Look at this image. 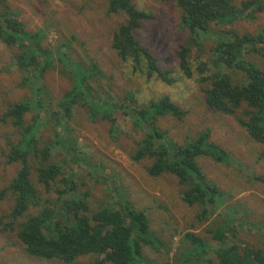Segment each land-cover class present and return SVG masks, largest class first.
<instances>
[{"label":"rangeland","instance_id":"1","mask_svg":"<svg viewBox=\"0 0 264 264\" xmlns=\"http://www.w3.org/2000/svg\"><path fill=\"white\" fill-rule=\"evenodd\" d=\"M6 1L19 13L17 18L26 31L45 34L41 45L52 51L54 58L43 75L32 83L33 74L16 64L22 51L0 37V193L9 186L21 167L19 162L8 161L13 145L21 139V129L15 127L11 120L4 121L2 115L16 102L39 101L42 105L33 107L25 115V124L38 117L39 146L51 145L52 156L48 163H61L66 173L73 175L78 189L89 194L93 209L101 208L110 195L116 200L117 186L122 187L121 196L130 204L138 209H149L151 238L157 247L144 245L143 254L147 258L163 264H209V259L213 264H222L215 253L217 241L211 240L212 234L208 231L210 225L215 228L217 223H228L238 244L263 245L264 143L253 140L237 121V117L243 116L244 108L236 115H228L216 112L206 104L204 88L208 84L201 81L200 71L203 64L205 70L209 68L210 48L215 43L204 40L201 47L192 45L190 62L194 75L186 77L181 71L178 51L188 43V32L180 26L181 10L176 2L134 0L137 8L153 15V19L143 21L137 36L158 58L161 68L171 71L170 77L174 82L167 83L157 76L147 77L145 70L133 68L131 60L123 61L118 57L112 47V36L125 22L126 16L109 13V0ZM263 27L264 9L257 13L256 19L242 20L234 26L241 33H256ZM58 49L67 61L59 59ZM249 58L264 69V57L251 53ZM68 61H79L88 69H92V64L97 65L102 75L91 77L89 83L106 101L123 102L126 93H131L138 103L169 96L188 111L183 121L171 117L161 121V126L180 144L200 131H210L211 141L230 153L232 161H235L232 165H225L207 157L199 159L209 178L229 192L227 207L218 208L210 219L200 220L197 217L200 208L182 200V187L174 176L153 177L147 171L149 161L135 162L131 159L130 153L136 150L137 140L142 134L133 130L129 117H123L116 111L121 124L116 133L110 120L103 119L101 115L93 117L91 105L81 97L72 103L70 114L65 116L66 126L57 128L60 133L69 134L76 140L77 150L69 153L67 148L59 146L53 127L58 122L54 113L60 110V102L75 86ZM207 74L205 72L204 76ZM130 102L134 101H129V105ZM40 162L41 156L31 159L35 182L42 193L43 205L38 209L56 201V189L63 188L60 181L49 188L38 183ZM14 204L12 192H5L0 197V264H64L32 258L18 244L17 232L4 229L10 220L4 216L11 212ZM188 232L205 240L208 248L197 252V244L185 237ZM190 252L195 253L193 257L187 255ZM90 258L84 256L78 261L85 263Z\"/></svg>","mask_w":264,"mask_h":264},{"label":"trees","instance_id":"2","mask_svg":"<svg viewBox=\"0 0 264 264\" xmlns=\"http://www.w3.org/2000/svg\"><path fill=\"white\" fill-rule=\"evenodd\" d=\"M162 1L176 2L181 10L180 26L188 32V43L178 51L181 71L186 77L194 75L190 62L192 45L201 47L204 40L215 43L210 48L209 68L205 70L203 64L200 71L201 81L208 84L204 88L206 104L208 108L228 115H236L244 108L243 116L237 117V121L253 140L264 143V69L249 58L251 53L264 57V27L256 33H241L234 28L239 21L256 19L257 13L264 9V0ZM108 12L126 16L125 22L112 36V47L118 57L123 61L131 60L133 68L145 70L149 78L157 76L173 83L171 71L161 68L158 58L137 36L143 21L153 19V15L137 8L134 0H109ZM18 14L6 0H0V37L22 51L16 64L33 74L34 83L53 63L54 54L41 45L45 34L26 31L17 18ZM60 49L57 50L59 59L65 61L67 58L60 54ZM68 64L75 86L60 102V110L54 113L58 122L53 127L59 146L67 148L69 153L77 150L76 140L69 134L60 133L57 128L66 126L65 116L70 114L72 103L81 97L91 105L93 117L101 115L110 120L116 133L121 127L116 111L129 117L133 130L142 134L136 150L130 153L131 159L149 161L147 171L153 177L174 176L182 187V200L200 208L197 215L200 220L210 219L218 208L227 207L229 192L209 178L199 159L207 157L217 163L232 165L235 161H232L231 154L211 141L208 130L200 131L180 144L161 126L166 117L183 121L188 111L167 95L147 103H138L131 93H126L123 102L106 101L89 83L91 77L102 75L96 64H92V69L79 61H68ZM205 72L208 74L204 76ZM129 101L134 102L129 105ZM41 105V102L32 100L16 102L2 115L4 121L11 120L21 129V139L13 145L8 156L9 163L19 162L21 167L9 186L0 193L2 197L5 192H12L15 197L13 209L4 216L10 218L4 229L17 232L18 244L36 260L64 264H163L143 254L144 245L157 247L151 238L148 208L138 209L130 204L121 196L122 187L117 186L116 200L110 195L101 208L93 209L89 194L78 189L73 175L66 173L61 163H48L52 156L51 145L39 146L38 117L28 125L24 119L33 107ZM39 156L38 183L46 188L58 181L63 184V188L56 189V201L46 203L42 209H38L43 205L42 193L37 188L31 163L32 157ZM123 194L126 196L125 192ZM217 225L215 228L210 225L208 231L212 234L211 240L217 241L215 253L222 264H264V242L260 247L238 244L228 223ZM185 237L197 244V252L208 248V243L194 233L188 232ZM194 254L187 255L193 257ZM84 256L91 258L85 263L79 262ZM209 264H213L212 259Z\"/></svg>","mask_w":264,"mask_h":264}]
</instances>
